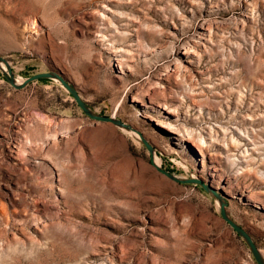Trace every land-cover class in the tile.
<instances>
[{
	"label": "rangeland",
	"instance_id": "rangeland-1",
	"mask_svg": "<svg viewBox=\"0 0 264 264\" xmlns=\"http://www.w3.org/2000/svg\"><path fill=\"white\" fill-rule=\"evenodd\" d=\"M0 56L56 76L0 63V264H259L264 0H0Z\"/></svg>",
	"mask_w": 264,
	"mask_h": 264
},
{
	"label": "water",
	"instance_id": "water-1",
	"mask_svg": "<svg viewBox=\"0 0 264 264\" xmlns=\"http://www.w3.org/2000/svg\"><path fill=\"white\" fill-rule=\"evenodd\" d=\"M0 62H4L8 68V73H9V81L17 88H21L29 83H31L34 80L43 78V77H55L56 76L53 73L50 72H39V73H35L29 77H27L22 83H16L15 82V77L13 74V70L9 64V62L7 60H5L2 56H0ZM58 77V76H57ZM60 79V78H59ZM62 82L64 84V86L71 92V94L74 96L75 100L77 101V103L79 104V106L83 109V111L91 116L92 118L98 119V120H102V121H108V122H112L118 126L121 127H125L128 128L129 125L125 122H123L121 119H118L116 117L113 116H109V115H105V114H98L95 111H93V109L91 108V106L84 101L81 96L79 95L78 91L76 90V88L74 86H72L71 84L67 83V81L62 79ZM143 142L145 143V145L147 146V148L151 151V153L154 151V147L146 140L143 139ZM153 154V153H152ZM163 169V168H162ZM163 171L168 174L172 179L186 184V183H192V184H196L199 183L203 186V188L205 189L204 184H202L200 182L199 179L195 178V177H190V178H181L165 169H163ZM217 200L221 203V214L223 216V218L234 228V230L238 233V235L244 240L246 241V243L249 245L250 249L252 250L255 259L257 260V262L259 264H264V256L261 253L259 247L257 246L255 240L253 239L252 235L241 225L239 224L232 216L231 214L227 211L226 206H227V200L224 199L222 196L220 197H216Z\"/></svg>",
	"mask_w": 264,
	"mask_h": 264
},
{
	"label": "bare ground",
	"instance_id": "bare-ground-1",
	"mask_svg": "<svg viewBox=\"0 0 264 264\" xmlns=\"http://www.w3.org/2000/svg\"><path fill=\"white\" fill-rule=\"evenodd\" d=\"M0 63H1V65H2V67H3L4 69H6V65L4 64V62H0ZM24 80H25L24 78H17L15 82H16V83H22ZM113 116L115 117L116 115L114 114ZM129 131L132 132L131 129H129ZM190 141L194 144V146H196L200 151H202V145L200 144L201 142H199V140L193 138V139H191ZM155 163H156L157 166H161V165H162V164H161V161L159 160V158H156ZM175 175H176V174H175ZM177 176H178V175H177Z\"/></svg>",
	"mask_w": 264,
	"mask_h": 264
}]
</instances>
